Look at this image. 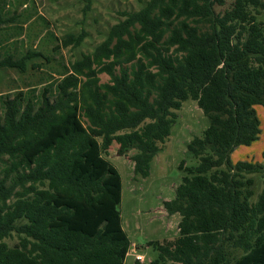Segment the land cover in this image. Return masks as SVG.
Returning a JSON list of instances; mask_svg holds the SVG:
<instances>
[{
	"label": "trees",
	"instance_id": "1",
	"mask_svg": "<svg viewBox=\"0 0 264 264\" xmlns=\"http://www.w3.org/2000/svg\"><path fill=\"white\" fill-rule=\"evenodd\" d=\"M263 9L264 0H144L121 11L53 84L52 74L40 75L37 84L46 82L36 96L35 86L3 96L0 264H124L121 175L103 150L113 141L119 155L137 149L133 173L148 176L186 99L208 119L186 154H206L162 201L167 214L180 215L178 235L150 241L157 256L148 264H264V163L231 160L261 134ZM14 14L0 10V28ZM86 36L69 32L59 44L77 47ZM39 58L49 62L34 49L0 53V69L24 72L29 61L40 69ZM252 174L262 180L258 193Z\"/></svg>",
	"mask_w": 264,
	"mask_h": 264
},
{
	"label": "rangeland",
	"instance_id": "2",
	"mask_svg": "<svg viewBox=\"0 0 264 264\" xmlns=\"http://www.w3.org/2000/svg\"><path fill=\"white\" fill-rule=\"evenodd\" d=\"M144 0H0L3 17L16 16L12 22H6L0 28V53H11L20 56L28 49L41 51L49 58L43 61L41 68L33 69L30 62L26 71L17 69H0V108L5 95H13L19 89L28 93V86H35L34 96L42 89L43 82L53 84L63 65L79 56L80 52H90L104 38L110 25L117 22L124 10H137ZM230 2L232 0H226ZM257 19L264 25V9ZM87 32L83 42L77 47H62L59 38L66 33ZM59 45V47H57ZM39 61L38 59H36ZM53 75L37 84L40 75ZM101 74L102 80L107 79ZM257 115L261 122L259 139L248 146H239L231 160H252L264 163V107L256 105ZM177 118L172 125L170 135L162 148L150 163V172L146 177L133 176L130 162L123 157L109 158L119 169L122 176L123 190L120 204L121 222L127 232L132 247L138 245V253L143 255L145 263L157 256L149 240L172 239L178 235V213L168 216L163 207V199L174 196V188L180 184L183 176H191L192 171L203 154L187 156V143L193 136H203L208 119L192 99H186L177 110ZM117 142H113L115 146ZM183 161V163H182ZM216 168L205 174L216 172ZM249 176V175H248ZM257 180L255 192L258 193L262 180ZM135 179L133 180V178ZM256 193V194H257ZM256 194L253 197L256 198ZM10 245L17 241L16 235L5 239ZM141 247V248H140ZM134 255V254H133ZM133 256H127L124 264H132Z\"/></svg>",
	"mask_w": 264,
	"mask_h": 264
},
{
	"label": "crops",
	"instance_id": "3",
	"mask_svg": "<svg viewBox=\"0 0 264 264\" xmlns=\"http://www.w3.org/2000/svg\"><path fill=\"white\" fill-rule=\"evenodd\" d=\"M256 108V107H255ZM178 110V109H177ZM177 110H175L176 112H177ZM142 128V125H139V126H137V127H134V128H131V129H129V130H140ZM170 135V134H169ZM169 137V136H168ZM168 139V138H167ZM167 139H165V141H164V143L166 142V140ZM113 142H115V141H113ZM112 142V143H113ZM163 143V144H164ZM162 144V145H163ZM162 145H161V148H162ZM241 146H243V145H241ZM244 146H246V145H244ZM248 146V145H247ZM117 147H118V144H116L115 146H112V144L109 146V148H107V149H104L103 150V155L105 156V158H107L110 162H111V160L109 159V158H114V157H123L124 159H125V161H127L128 163L130 162V167L133 169V161L131 160V158H130V156H132V155H134L135 153H137L138 151H137V149H131L129 152H127L126 154H123V155H119V154H117ZM239 147V146H238ZM237 150H239V149H235L232 153H231V158H232V155L237 151ZM111 152H114V154H116V156H112L113 155V153H111ZM203 153H205V152H203ZM202 154V153H201ZM201 154H199V155H201ZM153 159V158H152ZM152 159H151V161H152ZM151 161H150V163H151ZM112 163V162H111ZM113 164V163H112ZM116 167V166H115ZM117 168V167H116ZM222 167H219V168H216V170L218 171L219 169H221ZM118 169V168H117ZM213 169V168H212ZM211 169V170H212ZM118 171H119V169H118ZM120 175H121V173H120ZM133 176H139V175H134V173H133ZM135 179V177L133 178V180ZM121 181H122V176H121ZM176 188V187H175ZM175 188H174V192H175ZM122 190H123V183H122ZM121 197H122V192H121ZM174 197V196H173ZM163 200H168V199H163ZM167 214V213H166ZM168 216H173V214H170V215H168ZM179 220H180V218H179ZM179 220H178V222H179ZM178 222H177V230H178ZM123 227V226H122ZM124 229V228H123ZM126 232V231H125ZM126 234H127V232H126ZM127 236H128V234H127ZM128 238H129V236H128ZM175 238V237H174ZM173 239V238H172ZM129 240H130V238H129ZM163 240H171V239H162V240H149L148 241V243L150 242V241H159V242H161V241H163ZM132 243L133 242H131V240H130V248H129V250H128V252H127V254H126V257L127 256H133V261H132V264H134V262H135V260L136 259H138L140 262H142L143 264H148L149 262H147V263H145L144 261H142L143 260V255L142 254H140V253H138L137 251V249L139 248V246L138 245H135L134 247H132ZM147 243V245L148 246H151V245H149ZM152 247V246H151ZM141 248V247H140ZM155 250V249H154ZM156 251V250H155ZM157 253V252H156ZM134 254V255H133ZM138 255H140L141 256V258H137V256ZM126 257H125V259H126ZM125 259H124V262H125ZM154 259V258H153Z\"/></svg>",
	"mask_w": 264,
	"mask_h": 264
},
{
	"label": "built area",
	"instance_id": "4",
	"mask_svg": "<svg viewBox=\"0 0 264 264\" xmlns=\"http://www.w3.org/2000/svg\"><path fill=\"white\" fill-rule=\"evenodd\" d=\"M137 258H141V256H140V255H138V256H137Z\"/></svg>",
	"mask_w": 264,
	"mask_h": 264
}]
</instances>
